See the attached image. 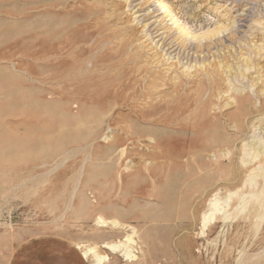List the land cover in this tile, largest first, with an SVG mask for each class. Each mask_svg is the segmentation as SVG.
Here are the masks:
<instances>
[{
	"label": "rangeland",
	"instance_id": "rangeland-1",
	"mask_svg": "<svg viewBox=\"0 0 264 264\" xmlns=\"http://www.w3.org/2000/svg\"><path fill=\"white\" fill-rule=\"evenodd\" d=\"M164 1L0 0V264H264V0Z\"/></svg>",
	"mask_w": 264,
	"mask_h": 264
},
{
	"label": "bare ground",
	"instance_id": "bare-ground-1",
	"mask_svg": "<svg viewBox=\"0 0 264 264\" xmlns=\"http://www.w3.org/2000/svg\"><path fill=\"white\" fill-rule=\"evenodd\" d=\"M157 3H159L158 5L160 6V9L163 10V13H167L166 16H171V20L173 21V24H176V26L181 29L182 31L184 30L182 28V26L179 25V19L176 17V15L174 14V12L172 11V9L170 8V6H168V4L166 3V1L164 0H157ZM168 18V17H167ZM186 28V27H185ZM157 30V29H156ZM159 30V29H158ZM158 30L156 31L158 33ZM173 30V29H172ZM237 31V30H235ZM237 33V32H235ZM234 33V34H235ZM165 34V31L162 32V33H159L157 34L155 37H159L161 35ZM173 39L168 42L167 40V35L164 37L162 36L159 40H163V46L166 47L168 46V48L166 49V53L165 55H163L164 59L165 60V56L168 55L167 57V61L171 58V55L173 52L177 51V50H180L182 47L185 49H190L192 50L191 46L187 43L186 46H184L185 44L181 41H179V39L175 36L172 37ZM205 47L204 44L200 43L196 49H203ZM262 49H264V44L262 45ZM202 51V50H201ZM203 52V51H202ZM80 53H83V51L81 50ZM177 58V56H176ZM73 60V58H72ZM177 64H180L181 63V60H182V57H180L179 55V58L177 59ZM72 61H70V64H71ZM188 63V62H187ZM228 63H225L224 66H226L227 68H229L230 70L232 69L230 65H227ZM174 65V64H173ZM172 66V65H171ZM245 66V65H244ZM246 67V66H245ZM203 69V67H202ZM167 70V73L164 77H168L169 80L173 81V80H177V81H174L173 83H180L182 84L183 82H186V84H191L193 83L195 86H200V84L197 82V81H194L193 78H191L192 76V73L190 72V65L186 68V69H183L182 71H179L178 69L174 68L172 69L171 67L166 69ZM170 70H172V72L170 73ZM245 71V70H244ZM243 71V73H244ZM241 73V74H243ZM218 76V75H217ZM216 77V76H215ZM263 78H264V75H263ZM209 79L211 81L214 82V76L212 75H209ZM217 79V78H216ZM201 82L200 83H203L202 80H200ZM212 82V83H213ZM263 82H264V79H263ZM167 83L169 82H165L163 85H166ZM189 86V85H188ZM190 88V87H189ZM185 89V88H184ZM198 89V88H197ZM190 90V89H189ZM190 92V91H189ZM194 93V91H193ZM195 95V94H194ZM193 96V95H192ZM181 106V105H180ZM258 142V141H257ZM256 145V144H255ZM257 156V155H256ZM246 161H250L248 159H246ZM252 161V159H251ZM258 190H260L261 193L264 192V186H261L260 188H258ZM257 190V191H258ZM263 195V194H262ZM260 195H256L254 197H259ZM255 216H257L255 213H254ZM212 216V215H211ZM210 216V217H211ZM258 217V216H257ZM262 217V216H261ZM211 220V218H208L205 222H204V226L207 225V223ZM127 241L128 242H132V238L130 236L127 237ZM128 242H124V241H120V242H113V243H107L103 245V247L111 250V251H122L124 256L127 257L128 259H133L134 257H137L135 254H134V251L131 249V247L129 246ZM132 244V243H131ZM85 246V245H84ZM80 247V246H79ZM97 248V247H96ZM95 247H91V248H88L86 250H84L82 253H83V256L85 258H88L93 255L94 258H95V262L93 264H103L105 263L108 259H109V256L108 255H105V254H101ZM84 249V248H83ZM82 249V250H83Z\"/></svg>",
	"mask_w": 264,
	"mask_h": 264
},
{
	"label": "crops",
	"instance_id": "crops-1",
	"mask_svg": "<svg viewBox=\"0 0 264 264\" xmlns=\"http://www.w3.org/2000/svg\"><path fill=\"white\" fill-rule=\"evenodd\" d=\"M24 255H25V254H24ZM44 257H46V256H44ZM62 257H63V255H62ZM18 260H20V261H22V262H25L24 259H18ZM43 261H44V259H43L42 261H40V262H36V261H34L32 264H42Z\"/></svg>",
	"mask_w": 264,
	"mask_h": 264
}]
</instances>
